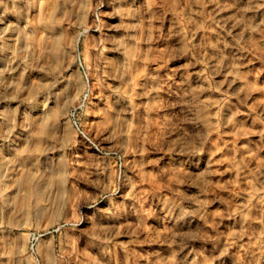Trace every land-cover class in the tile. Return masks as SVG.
Wrapping results in <instances>:
<instances>
[{"label": "rangeland", "instance_id": "rangeland-1", "mask_svg": "<svg viewBox=\"0 0 264 264\" xmlns=\"http://www.w3.org/2000/svg\"><path fill=\"white\" fill-rule=\"evenodd\" d=\"M0 264H264V0H0Z\"/></svg>", "mask_w": 264, "mask_h": 264}]
</instances>
